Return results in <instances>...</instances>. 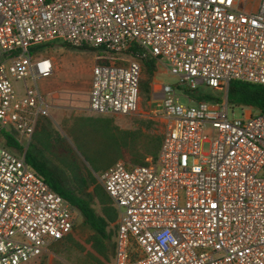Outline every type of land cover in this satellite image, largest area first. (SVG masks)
<instances>
[{
  "label": "built area",
  "instance_id": "2783aa9c",
  "mask_svg": "<svg viewBox=\"0 0 264 264\" xmlns=\"http://www.w3.org/2000/svg\"><path fill=\"white\" fill-rule=\"evenodd\" d=\"M52 45L102 52L97 114L138 111L147 59L179 79L155 85L157 159L97 175L119 214L114 264H264V114L230 119L228 101L232 82L264 86V0H0V264L39 259L81 216L26 162L49 116L38 80L56 61L39 53ZM201 88L226 96L182 102Z\"/></svg>",
  "mask_w": 264,
  "mask_h": 264
},
{
  "label": "rangeland",
  "instance_id": "374dc122",
  "mask_svg": "<svg viewBox=\"0 0 264 264\" xmlns=\"http://www.w3.org/2000/svg\"><path fill=\"white\" fill-rule=\"evenodd\" d=\"M102 52L99 50H81L72 49L69 46L52 45L42 48L40 55L54 58L56 60L55 73L46 79L38 80V86L43 94H46L49 102V117L47 119L41 118L43 124L49 126L52 130L54 141L56 143L68 145L75 154L78 163L86 171L90 170L96 177L102 173L103 170H108L112 163L114 156L108 154L101 148H97L95 145L85 147L86 144H93L95 142L94 129H100V127L112 121L113 125L119 127L122 130H137L143 129V131H150L156 136L162 137L163 128L161 122L156 118V113L160 110L162 102L160 97L156 95L157 88L155 85L157 82L176 86L179 84V79L173 75L165 72V66L156 62L157 69L153 76H151L146 69L142 67V79H141V100L138 111L135 114L122 116V115H101L92 112L89 109L88 93L90 82L92 80V68L94 66L96 57ZM131 59L130 55H126V60ZM21 83L16 85L18 91L21 92ZM178 93L183 97V103L188 104L186 98L198 102L202 99V94H209L212 96L224 98L226 94L224 91H211L206 88H201L199 91L189 95L183 93V90H179ZM187 95V96H186ZM186 97V98H184ZM257 110L244 106H230V119L242 118L246 113H256ZM234 113V114H233ZM80 118V119H78ZM81 118H92L89 122ZM155 121V122H154ZM87 126L88 138L82 136L79 133H73V129H83ZM100 139V138H99ZM102 142L103 140L100 139ZM36 147V143L33 140L31 149ZM208 150V144L205 145V151ZM37 153L40 157L46 159L53 168L60 171L64 177L65 183L70 188L73 187L72 180L69 173L62 167L59 160L52 154L44 152L42 149H38ZM126 163H131L129 158L122 159ZM114 165V164H113ZM111 165V166H113ZM106 169H102L105 168ZM101 169V171H100ZM98 182V179H97ZM98 184H100L98 182ZM92 204L96 209H100L96 201H92ZM75 232L84 239L94 235V231L86 226L83 222V217L80 216ZM116 238L108 242L110 253L113 254V247L115 245ZM64 249L63 242L54 243L48 251L39 259L30 262L28 264H56V261H64L58 256V253ZM67 263L66 261H64ZM70 264V263H67Z\"/></svg>",
  "mask_w": 264,
  "mask_h": 264
},
{
  "label": "trees",
  "instance_id": "16d2710c",
  "mask_svg": "<svg viewBox=\"0 0 264 264\" xmlns=\"http://www.w3.org/2000/svg\"><path fill=\"white\" fill-rule=\"evenodd\" d=\"M143 66L151 76L157 69L153 59H147ZM212 98V95L207 94L202 96L201 100ZM217 99L221 101L219 98ZM228 101L232 105L258 109L264 114V86L232 82L229 86ZM81 119L87 122L94 120L92 118ZM86 129L85 125L83 129L75 130L74 128L72 132L79 133L86 139L88 138ZM93 133L95 142L86 144L85 147L90 148L91 145H95L106 153L113 154V164L128 157L130 165H149L157 159L162 144V137L156 136L150 131H143V129L122 130L113 125L110 120L100 129H94ZM99 138L103 141L101 142ZM6 139L9 147L18 149L17 144L10 137L7 136ZM53 139L49 126L44 124L37 127L34 137L36 147L27 152L26 162L55 192L80 212L84 224L94 231V235L84 239L74 229L59 241L63 242L64 249L58 253V256L70 264H114L115 245L113 254H111L108 242L116 238L118 210L106 190L98 184L92 172L85 171L81 167L70 146L56 143ZM38 149L54 155L59 160L70 175L72 188L65 183L60 171L38 155ZM92 201H96L99 210L94 207ZM64 261L58 260L56 264H67Z\"/></svg>",
  "mask_w": 264,
  "mask_h": 264
},
{
  "label": "crops",
  "instance_id": "0c3cea01",
  "mask_svg": "<svg viewBox=\"0 0 264 264\" xmlns=\"http://www.w3.org/2000/svg\"><path fill=\"white\" fill-rule=\"evenodd\" d=\"M72 49H73V48H72ZM82 50H87V49H82ZM96 58H97V57H96ZM55 61H56V60H55ZM95 62H96V60H95ZM94 64H95V63H94ZM91 81H92V80H91ZM18 84H19V83H18ZM90 88H91V82H90L89 91H90ZM88 102H89V93H88ZM88 104H89V103H88ZM48 117H49V116H48ZM48 117H45L44 119H47ZM42 125H44V124H43V121L40 120L38 127H39V126H42ZM35 134H36V133H35ZM34 137H35V135H34ZM30 147H31V146H30ZM30 149H31V148H30ZM30 149H29V150H30ZM29 150H28V151H29ZM119 161H120V160H119ZM117 162H118V161H117Z\"/></svg>",
  "mask_w": 264,
  "mask_h": 264
}]
</instances>
